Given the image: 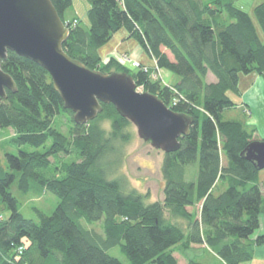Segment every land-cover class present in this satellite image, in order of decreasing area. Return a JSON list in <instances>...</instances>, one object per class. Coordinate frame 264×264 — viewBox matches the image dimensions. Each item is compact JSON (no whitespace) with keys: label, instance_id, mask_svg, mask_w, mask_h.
Returning a JSON list of instances; mask_svg holds the SVG:
<instances>
[{"label":"trees","instance_id":"1","mask_svg":"<svg viewBox=\"0 0 264 264\" xmlns=\"http://www.w3.org/2000/svg\"><path fill=\"white\" fill-rule=\"evenodd\" d=\"M50 1L65 23L72 0ZM87 1V24L68 22L65 53L90 70L132 76L137 88L193 124L179 150L164 154L163 201L148 202L147 195L127 190L125 177L112 178L104 164L116 142L130 139L131 123L112 105H101L94 120L72 121L68 135L62 134L54 119L73 113L63 109L50 76L8 52L1 69L17 91L0 100V129L13 131L9 146L17 154L6 153L5 165L0 161V201L10 210L8 218L0 216V264H122L108 253L115 247L129 264H178L174 253L201 245L223 264L252 261L254 248L264 246V235L250 239L264 214V179L240 154L259 140L223 113L238 106L228 93L240 95L241 75L264 81V2L252 19L232 0ZM120 30L179 82L166 86L149 71L101 64L99 48ZM13 185L23 194L35 191L36 198L54 195L55 210L36 211V221L24 218Z\"/></svg>","mask_w":264,"mask_h":264},{"label":"water","instance_id":"2","mask_svg":"<svg viewBox=\"0 0 264 264\" xmlns=\"http://www.w3.org/2000/svg\"><path fill=\"white\" fill-rule=\"evenodd\" d=\"M68 34L50 0H0V100L6 99V91H17L1 69V61L12 52L48 73L63 109L73 113L76 125L94 120L101 105H112L142 141L164 154L177 152L193 118L175 113L155 95L139 92L128 74H104L71 59L62 47ZM240 156L263 171L264 141L251 142Z\"/></svg>","mask_w":264,"mask_h":264},{"label":"rangeland","instance_id":"3","mask_svg":"<svg viewBox=\"0 0 264 264\" xmlns=\"http://www.w3.org/2000/svg\"><path fill=\"white\" fill-rule=\"evenodd\" d=\"M232 1L237 8L246 12L252 19H254V7L264 2V0ZM89 8L90 6L87 0H72V6L64 14L67 20L65 25L68 27V22L72 19V17H77V19L81 20L82 25H86V15ZM119 38L120 34H116L115 39ZM133 43L135 44V42ZM135 45L133 47H135ZM136 49L137 51L143 53V49L140 45H138ZM124 55H127L131 62H137L133 59L131 54H123L122 56ZM121 64L131 71L137 70L134 67L132 68L130 62ZM112 72L115 71L112 70ZM152 72L155 71H151V75L154 74ZM157 74L161 76L160 81L162 83H167L169 80L168 76L170 75L175 77L170 71L166 69H160V71H157ZM211 80L212 79L210 78V81ZM238 88L240 95H242V93L243 95L236 96L233 93H228V96L231 97L233 101L238 103V106L234 109L225 110L223 113L224 119L242 121L249 131H255L254 138L261 141L264 139V81L254 73L249 75H241ZM138 91L144 92L142 88H138ZM72 121L73 117L71 116H59L54 119V127L62 134L68 135ZM103 126L109 129L110 124L109 122H104ZM129 131L131 134L130 139L127 142H116V153L114 155L108 156V158L104 161V164L106 165L107 170H111L112 178L120 176L125 177V180L127 181V190L134 189L141 194L147 195L148 202H162L164 198V180L162 177L161 168L164 159V153L152 148L149 143L142 141L138 137L136 129L133 125L129 127ZM13 135L14 133L12 130H8L6 135V133L0 129V161L3 165H5L6 153L17 154L16 148L9 146V141ZM25 150L32 149L26 147ZM66 160L70 162L73 160V158H67ZM223 162L225 163V161ZM194 169L197 170V166L194 167ZM261 178L264 179V170L261 172ZM220 189L221 187L218 185L214 190V193L219 194ZM10 192L18 201L19 212L26 219L36 221V211H42L45 214L50 215L53 213L58 203V200L52 194L44 193L41 197L36 198L35 191L32 190L27 194H23L18 191L16 185H13L10 188ZM9 215L10 210L0 201V216L8 218ZM93 228L100 232L98 225L93 226ZM261 235H264V214L262 213L259 216V228L255 230V232L250 236V239L253 240ZM108 253L111 256L118 258L122 264H129L127 258L121 253L119 247L110 249ZM198 256L202 259L196 258L194 260L195 262L209 260L213 264L219 263L215 256L211 254V252L205 251L202 254H198ZM259 256L260 255H258V258L254 264H264L262 260H259ZM177 257L181 264H186L187 261L181 256V254L177 255Z\"/></svg>","mask_w":264,"mask_h":264},{"label":"crops","instance_id":"4","mask_svg":"<svg viewBox=\"0 0 264 264\" xmlns=\"http://www.w3.org/2000/svg\"><path fill=\"white\" fill-rule=\"evenodd\" d=\"M73 18H77V17H72V19ZM116 34H120L119 39H115ZM133 42H135V41L132 39H129L128 34L124 30H120L117 33H115L114 36L112 37V39L106 45L102 46L98 50V54L101 58V64L105 65V64H108L109 62L113 61V62L123 66V64H121L122 62L120 60L121 56L123 54H131L133 56V59L136 60L137 62H139L141 65L148 67L151 71H153V70L155 71L156 65H155L154 60L152 58H150L144 52V50H143V53H141L140 51H137L136 48L139 44H137L135 42V44H136L135 45ZM134 45H135V47H133ZM158 71H160V69H158ZM152 73L155 74V72H152ZM168 77H169V80L167 81V83H162L160 81L162 83V85L174 86L175 84H177L179 82V79L173 77L172 75H170ZM159 78L161 80L160 75H159ZM242 95H243V93H242ZM205 251L211 252V254L213 256H215V258L219 262L218 264H223V262L212 251H210L205 245L192 246L186 251L174 253V257L177 259L178 264H181L178 257H177V255L181 254V256L187 261L186 264H188V261H191V260L194 261L196 258H201L198 256V254H202ZM258 255H260L259 260H262V262H264V246L255 247L253 260L250 262H247V263H243V264H254L258 258ZM196 262L203 263V264H213L209 260H207V261H205V260L204 261H196Z\"/></svg>","mask_w":264,"mask_h":264},{"label":"built area","instance_id":"5","mask_svg":"<svg viewBox=\"0 0 264 264\" xmlns=\"http://www.w3.org/2000/svg\"><path fill=\"white\" fill-rule=\"evenodd\" d=\"M74 24H76V22H74ZM120 60H121L122 63L130 62L132 68L134 67V68H136V69H142V70L145 71V72H148V71H149L148 67L142 66V65H140V64L137 63V62H131V61L128 59L127 55L122 56V57L120 58ZM157 71H158V69L156 68V70H155L156 73L152 75V79H155V80H156V79H159V78H158L159 75L157 74ZM139 92H140V91H139ZM177 103H178V101H177L176 99H173L172 104L175 105V104H177ZM0 219H2V217H0ZM22 249H23V248H19V252L22 251Z\"/></svg>","mask_w":264,"mask_h":264}]
</instances>
